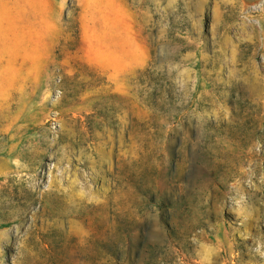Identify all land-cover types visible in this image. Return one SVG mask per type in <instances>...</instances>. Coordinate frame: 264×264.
<instances>
[{"label":"rangeland","instance_id":"rangeland-1","mask_svg":"<svg viewBox=\"0 0 264 264\" xmlns=\"http://www.w3.org/2000/svg\"><path fill=\"white\" fill-rule=\"evenodd\" d=\"M0 264H264V0H0Z\"/></svg>","mask_w":264,"mask_h":264},{"label":"trees","instance_id":"trees-1","mask_svg":"<svg viewBox=\"0 0 264 264\" xmlns=\"http://www.w3.org/2000/svg\"><path fill=\"white\" fill-rule=\"evenodd\" d=\"M165 67L164 65H160L159 62L155 61L153 62V65L151 64L146 70H145V76L148 79L149 84L155 85L156 88L162 89L163 87H166L169 85V80L165 75ZM151 96H156L158 98L162 99V96H165L168 98V93L165 91V95L162 93H157L156 89H154Z\"/></svg>","mask_w":264,"mask_h":264}]
</instances>
